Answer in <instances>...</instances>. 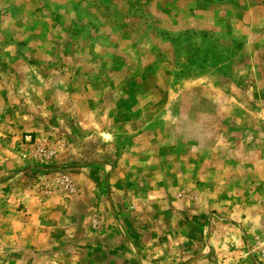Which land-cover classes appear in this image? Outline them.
Here are the masks:
<instances>
[{
	"label": "rangeland",
	"instance_id": "obj_1",
	"mask_svg": "<svg viewBox=\"0 0 264 264\" xmlns=\"http://www.w3.org/2000/svg\"><path fill=\"white\" fill-rule=\"evenodd\" d=\"M0 264H264V0H0Z\"/></svg>",
	"mask_w": 264,
	"mask_h": 264
},
{
	"label": "crops",
	"instance_id": "obj_2",
	"mask_svg": "<svg viewBox=\"0 0 264 264\" xmlns=\"http://www.w3.org/2000/svg\"><path fill=\"white\" fill-rule=\"evenodd\" d=\"M163 218H164V216H163ZM177 218H178V217H177ZM178 219L181 221L180 218H178ZM167 224H168V223H166V224L164 225V229H163L164 231H167V230H166V225H167ZM169 231L172 232V229H170ZM175 235H176V237L180 236L176 231H175Z\"/></svg>",
	"mask_w": 264,
	"mask_h": 264
}]
</instances>
